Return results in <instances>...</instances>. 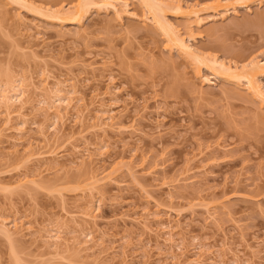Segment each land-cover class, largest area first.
I'll return each mask as SVG.
<instances>
[{"label":"rangeland","instance_id":"1","mask_svg":"<svg viewBox=\"0 0 264 264\" xmlns=\"http://www.w3.org/2000/svg\"><path fill=\"white\" fill-rule=\"evenodd\" d=\"M115 1L120 17L93 7L75 25L27 10L74 0H0V90L26 92L23 117L0 114V219L23 225L0 234V264H264V75L260 99L208 62L264 61V0H158L203 65L139 0ZM56 83L77 105L57 121Z\"/></svg>","mask_w":264,"mask_h":264},{"label":"bare ground","instance_id":"2","mask_svg":"<svg viewBox=\"0 0 264 264\" xmlns=\"http://www.w3.org/2000/svg\"><path fill=\"white\" fill-rule=\"evenodd\" d=\"M15 1H17V0H15ZM226 1H224V2H226ZM19 2H20V0H19ZM114 2H116V1L115 0H100V1L99 0H74V7L69 12H66V11L61 12L60 11L61 9L59 11H55L52 7H49V8L46 7V9H42L43 7L38 8V7H33V5H31V4H28L29 6H27V10L30 12H33L37 15H40L41 17L43 16V18L45 17L48 20H52L53 21L52 23L56 22V23L62 24L66 20L67 21L71 20L70 21L71 24L76 25V24H80L83 22V19L87 17L89 9L93 8V7H95V8H102L103 7L106 11H113L114 14H116V16H117L119 14V11H117V8H116V5L114 4ZM139 2L143 6V8L146 10L150 19L153 21V23L155 24L157 29L165 36L168 43L171 46H173V48H175L180 55L185 57L187 60L189 59V60L197 63V65L198 64L203 65V63H204L203 57L201 58V56L197 55L196 54L197 52H194V50H192V48L190 46H188V44H186L183 39H181V36L179 35L178 30H175V28H173L171 25L167 24L166 21H164L165 19L163 20V17H164L163 13L165 12L164 9L167 7L166 5H168V4H164L165 2H162V1L160 2L158 0H139ZM220 3H222V1L221 2L218 1L216 6L214 7V9H219V8L222 9L223 8L227 11L229 5L225 4V6H224L222 4L220 5ZM226 5H228V7ZM239 7H243V6L241 5ZM174 8H175V11L182 12L181 11L182 6H181L180 2H177ZM121 13L119 15H121ZM184 13L186 15L187 14H189V15L193 14L195 19L197 18L196 25L201 24L202 20L198 16L199 15L198 11H194L193 9L189 10V8H188V10H186V12H184ZM119 15H118V17H120ZM208 62H209V65L210 64L212 65V67H211V65L209 66V67H211V68H209L211 70V72L212 71L216 72V73L212 72V75H214L216 78H219L226 83H231L232 85L233 84H240L241 80H243L245 82L246 93H249L252 96H258V98L263 99V97H261L262 91L260 89V85L258 86L257 82L255 80L257 79V77L264 75V61H262V62L259 61L258 63H255V64L253 63L250 66L252 70H250V68L248 67V69L252 72V73L250 72L249 74L247 73L248 75H246V73L244 71L243 72L241 71V70H247V68L241 69V70H239L241 72H239V71H237L238 70L237 67L226 66L223 63L218 62L213 57L208 59ZM215 69H218L220 71L217 72ZM240 73H245V74L241 75ZM12 83H14V84H12ZM12 83H11V85H9V84L5 85L4 84L5 88L1 87V90H0V114H2V113L4 114L6 124H9L12 121V118L14 115L18 116V118L23 117V115L19 111L14 112L11 110V108L17 105L19 107V110H22L26 104V100H25L26 99V92H25L24 87L21 86V82L19 81V82H12ZM65 88L61 83L54 84L52 88L48 89L49 94H50V97L48 99H51L50 103L49 102L45 103V101L41 102L42 104L45 103L46 105L49 103L47 105L46 110L48 111V113H50L52 115V117H53V119H55V121L62 120L64 118V116L67 115V113L71 109H74L77 106V105L73 104L74 103L73 98H71V96L69 95L70 93L68 91H66ZM10 94H11V96H12V94L13 95L16 94V95L13 97H10ZM78 105H80V104H78ZM100 118H101V120L104 121V123H103L104 126L109 125L111 121H112L111 124H113V120L115 119V117L111 114V110L102 111L100 114ZM25 121L26 120L21 119V124L24 126H25ZM107 122H109V123H107ZM111 124H110V126H111ZM54 152H55V150H51L48 154H53ZM82 157H84V155H82L80 158V162L83 164L84 159ZM91 218L94 219V217H92V216H91ZM15 220L8 222L6 220L0 219V234L3 235L4 238H7V240H9V241L13 240V238L20 232V230L23 226L21 224L16 223ZM168 230L169 231H167L166 234L171 237L172 234L170 232V229H168ZM89 234H90V232H89ZM48 240H50V242L52 241L51 246H54L57 248L61 244V241H62V238L60 237V232L58 230H57V232L55 231L53 235H49ZM84 243H88V239ZM193 261H195V260H193ZM198 261L200 264L202 263L201 260H198ZM220 264H223V263H220ZM233 264H238V263L236 261H234Z\"/></svg>","mask_w":264,"mask_h":264}]
</instances>
